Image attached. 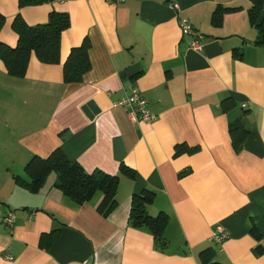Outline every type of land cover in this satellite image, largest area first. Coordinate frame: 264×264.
I'll list each match as a JSON object with an SVG mask.
<instances>
[{"label":"crops","instance_id":"crops-1","mask_svg":"<svg viewBox=\"0 0 264 264\" xmlns=\"http://www.w3.org/2000/svg\"><path fill=\"white\" fill-rule=\"evenodd\" d=\"M218 6L233 8L219 24L212 19ZM250 6L59 0L19 8L18 0H0V41L12 47L17 13L28 25L52 10L70 18L57 63L32 52L15 77L0 59V264H201L200 252L211 246L221 264H264V45L254 43ZM180 19L203 34L199 49L181 36ZM84 38L89 69L65 82L63 63ZM135 87L154 121L135 122L116 104ZM239 118L250 132L235 151L229 124ZM55 149L89 173L117 175L109 215L97 210L101 192L76 203L54 185V172L35 192L17 183L28 181L32 156ZM144 188L154 193L148 212L167 217L164 247L128 222L132 195ZM7 211L12 226L2 219ZM217 225L228 232L221 244L211 241ZM52 230L47 245L43 236Z\"/></svg>","mask_w":264,"mask_h":264},{"label":"trees","instance_id":"trees-1","mask_svg":"<svg viewBox=\"0 0 264 264\" xmlns=\"http://www.w3.org/2000/svg\"><path fill=\"white\" fill-rule=\"evenodd\" d=\"M54 1L59 0H18V7ZM230 10L233 8L218 6L212 15L213 21L219 24L222 13ZM248 16L250 24L257 32L254 43L264 45V0H251ZM4 21L5 18L0 13V30ZM69 25V15L63 11L52 10L45 22L36 25H28L17 13L12 22V29L17 35L16 45L12 47L0 41V59L7 73L15 77H22L32 52L42 63H57L60 58L61 33ZM89 45V41L84 38L79 45L71 47L63 63V80L65 82L81 80L82 75L89 69ZM243 109L244 113L248 112L247 108ZM249 132L250 129L241 118L229 124V134L235 151L240 150L241 144ZM120 169L128 176L134 174V170L125 165L121 166ZM25 172L29 178L28 181L19 178L17 183L31 192L37 191L48 174L54 172L56 175L54 185L76 203L88 201L96 192H101V200L97 210L103 216L109 215L117 204L115 197L118 183L117 175H110L101 170L89 173L79 163L69 161L60 149H55L46 158L32 156L25 165ZM153 197V191L148 188L132 195L128 222L134 228L146 227L152 234L155 244L164 247L167 244L163 235L167 217L163 212L156 215H151L148 212L147 208ZM55 235L56 230H52L43 236L45 238L43 240L49 245ZM215 254L212 246L203 249L200 252L201 264H221L215 260Z\"/></svg>","mask_w":264,"mask_h":264},{"label":"built area","instance_id":"built-area-1","mask_svg":"<svg viewBox=\"0 0 264 264\" xmlns=\"http://www.w3.org/2000/svg\"><path fill=\"white\" fill-rule=\"evenodd\" d=\"M110 2H122L124 0H107ZM171 7L177 8L175 3ZM179 28L181 36L187 38L188 43L193 48L199 49L204 39L203 34L197 30L185 19L179 20ZM116 104L123 107L131 120L135 122H152L156 115L150 110L147 98L140 92L138 88H132L130 93L124 94ZM243 108H247V103H242ZM1 212V209H0ZM2 219L7 226H12L15 222V215L11 211H7ZM228 232L220 225L215 227L211 235V241L214 244H221L227 238ZM7 258L11 259L10 256Z\"/></svg>","mask_w":264,"mask_h":264}]
</instances>
